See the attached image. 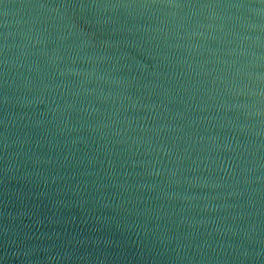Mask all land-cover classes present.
Returning a JSON list of instances; mask_svg holds the SVG:
<instances>
[{"label": "water", "instance_id": "95a60500", "mask_svg": "<svg viewBox=\"0 0 264 264\" xmlns=\"http://www.w3.org/2000/svg\"><path fill=\"white\" fill-rule=\"evenodd\" d=\"M0 264H264V0H0Z\"/></svg>", "mask_w": 264, "mask_h": 264}]
</instances>
